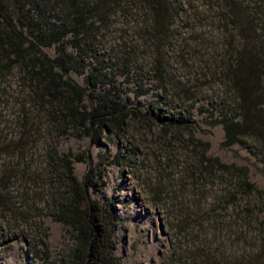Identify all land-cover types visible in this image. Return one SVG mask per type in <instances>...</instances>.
Masks as SVG:
<instances>
[{
	"label": "trees",
	"instance_id": "trees-1",
	"mask_svg": "<svg viewBox=\"0 0 264 264\" xmlns=\"http://www.w3.org/2000/svg\"><path fill=\"white\" fill-rule=\"evenodd\" d=\"M184 20L188 25L178 30ZM208 28L221 32L224 39L215 48L213 43L208 45L209 34L198 33ZM189 34L192 37L187 39ZM101 39L114 41L109 45L118 50H113L114 58L127 53L128 57L122 54L119 61L122 65H116L126 75L130 73L128 66H137L140 55L151 60L157 66L159 87L172 95L175 104L176 93L168 86L163 62L159 63L157 56L164 64L174 53L182 54L181 66L190 59L196 61L201 69L197 76L212 77V88H223L221 96L227 98L220 103V124L227 145L250 137L264 156V0H0V80L18 71L21 94L25 96L19 97L22 112L14 126L18 132L0 153V205H10L11 211L6 213L13 212L21 226L32 221L31 210L39 216L38 207L24 209L30 201L38 203L36 193H30L36 186L29 188L22 181L32 176L33 166L34 174H40L45 165L44 171H51L47 174L50 186L54 187L56 180L58 184L52 200L55 218L74 235L75 248L61 264H120L115 256L119 228L116 200H108L105 205L92 199L89 185L80 183L74 173V163L79 159L59 155L49 145L44 158L36 159V151L46 147L44 143L55 141L56 135L66 137L77 131L90 134L96 126L106 131L122 130L131 120L143 119L138 109L126 111L127 106L115 100L114 91L106 95L97 91L106 84L114 88L107 72L111 56H101L104 47L96 45ZM68 43L75 53L68 51ZM49 48L56 51L55 58L45 53ZM143 48L147 52L142 53ZM91 55L94 60L87 62ZM71 72H88L85 85L70 79ZM186 81L191 83L192 79ZM195 95L190 98L194 100ZM89 99L98 106L89 110ZM162 113L156 118L164 130H188L184 128L187 120L164 117ZM2 139L0 136V150ZM172 140L185 145L188 159L195 162L189 164L188 160L181 165L186 164L185 172L192 173L189 186L200 192L195 195L203 197V175L209 176L214 181L211 187L221 189L213 197L205 196L207 206L212 211L213 205L226 201L221 210L230 215L220 221L241 220L242 232L232 231L231 225L227 234H222L230 246L241 245L240 256H232L230 261L222 256L223 260L219 258L215 264H264V220L259 222L264 214V191L250 182L246 168L206 157L203 143L178 136ZM38 174L33 176L37 186L41 180ZM101 185L95 184L99 190ZM234 236L236 240L232 241Z\"/></svg>",
	"mask_w": 264,
	"mask_h": 264
},
{
	"label": "rangeland",
	"instance_id": "rangeland-1",
	"mask_svg": "<svg viewBox=\"0 0 264 264\" xmlns=\"http://www.w3.org/2000/svg\"><path fill=\"white\" fill-rule=\"evenodd\" d=\"M187 21L180 23L177 29L188 25ZM198 33L209 34L208 45L213 43L214 48L217 43L224 41L218 30L208 28ZM187 37L190 39L192 36L189 34ZM113 44L114 41L111 43L110 40H96L97 47H104L101 56L113 55V50H117L109 46ZM67 49L75 53L70 43ZM147 50L141 49L142 53ZM44 51L55 58L54 48ZM213 53L216 51L213 50ZM122 54L128 57L127 53H120L117 59L111 56L108 62L110 69L107 72L114 88L106 84L105 87H98L97 91L105 95L108 91H114L115 100L121 105L125 104L126 111L138 109L143 119L131 120L122 130L106 131L96 126L90 134L77 131L66 137L56 135L55 141L52 139L51 144L44 143L46 147L43 145L36 151V159L44 158L48 145L56 149L59 155L79 159L74 163V173L80 183L89 185L92 199L105 205L108 200H116L119 228L115 236V256L119 258L120 264H215L219 258L223 260L222 256L228 261L240 256L241 245L230 246L222 234H227L226 230L231 225L234 226L232 231L242 232L241 220L231 223L220 221L230 215L221 210L225 208L226 201L213 205L212 211L207 206L205 196L213 197L216 190L221 189L211 187L214 181L209 176L203 175V197L195 195L200 192L189 186L192 173L185 172L186 164L181 167L189 160L186 146L174 144L170 139L178 136L203 143L207 150L206 157L217 158L226 165L246 168L250 182L264 191V156L259 154L257 143L250 137H243L239 143L227 145L229 142L220 124V115L223 114L220 103L227 102V98L221 96L223 88H212V77L207 79L197 76L201 69L196 61L190 59L181 66L179 60L182 54L176 53L178 56H174V53L164 64L163 58L157 56L159 63L163 62L168 86L176 93L178 100L175 104L172 95L166 94L167 90L159 89V81L155 78L158 75L155 71L157 66L151 60L140 55L137 66L133 69L128 66L130 73L126 75L124 70L116 68V65H122L119 62L124 57ZM93 56L87 58V62H92ZM87 76L88 72L68 74L81 86L85 85ZM187 79H192V82L188 83ZM21 91L18 71L6 74L0 80V136H3L0 153L5 151L4 146L13 138L12 135L18 132L14 126L17 116L22 112L19 97L25 96ZM194 92L196 95L193 100L190 97ZM90 100L86 104L92 110L98 105H93ZM161 112L164 117L180 116L187 120L188 124L184 128L188 130H164L156 118ZM234 115L229 114L228 117ZM31 117L34 118L33 113ZM36 119L43 124L41 118ZM170 142L172 146L168 147ZM192 163L195 162L189 160V164ZM44 169L45 165L40 174L36 173L41 179L39 186L33 178L36 175L34 166L30 169L32 176L22 181L29 188L32 184L36 186L35 190L30 188V193H36L38 203H26L25 211L38 207L41 217L31 210L32 221L21 226L14 220L13 212L6 213L12 207L6 204L1 208L0 205V264H61L67 253L75 248L73 230L55 218L56 205L52 200L58 188L57 180L54 182L55 190V186H50L47 176L51 171L46 172ZM53 179H56L54 174ZM98 182L102 183L101 190L95 186ZM214 219L216 222H210ZM263 220L264 214L259 222ZM231 240H236L235 236ZM156 247L154 262L146 261V254Z\"/></svg>",
	"mask_w": 264,
	"mask_h": 264
},
{
	"label": "bare ground",
	"instance_id": "bare-ground-1",
	"mask_svg": "<svg viewBox=\"0 0 264 264\" xmlns=\"http://www.w3.org/2000/svg\"><path fill=\"white\" fill-rule=\"evenodd\" d=\"M159 89H161V88L159 87ZM147 217H149V219H151L150 216H147ZM156 250H157V247L155 248L154 251L148 252L146 254V256H145L146 261L151 262V263L154 262V257H155V251Z\"/></svg>",
	"mask_w": 264,
	"mask_h": 264
}]
</instances>
